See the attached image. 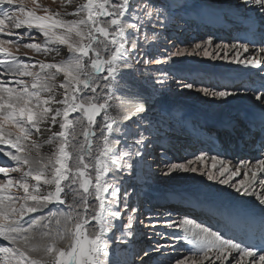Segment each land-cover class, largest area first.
Segmentation results:
<instances>
[{"label": "snow or ice", "instance_id": "snow-or-ice-1", "mask_svg": "<svg viewBox=\"0 0 264 264\" xmlns=\"http://www.w3.org/2000/svg\"><path fill=\"white\" fill-rule=\"evenodd\" d=\"M240 2L254 5L264 17V0ZM30 3L27 8L26 0H0V67L4 69L0 76L13 77L0 80V145L7 146L0 148V157L6 158L0 163V264H118L110 258L112 246L119 247L120 241L135 237L134 225H144L139 210L130 203L136 195L135 186H123V174L146 182L140 170L156 143L153 128L162 127L167 117L162 111L154 122L149 115L151 97L137 93L140 102L132 113L137 127L132 130L118 125L109 114V101L114 91L127 86L123 70L129 66L130 57L138 53L141 34L147 40V32L152 31L155 39L156 26H165L172 11L152 0H84L73 12L63 14L50 11L38 0ZM22 28L26 31H15ZM37 36L42 37L40 42H36ZM25 37L33 42L21 44ZM260 43L264 45V36ZM212 44L211 39L205 41L206 46ZM62 47L68 55L59 61L53 57L55 62H26L13 51L24 48L48 56L59 55ZM201 47L195 45L193 52ZM229 47L235 52L232 62L264 71V58L252 55L240 59L249 52L248 44L223 45ZM203 51L206 56L218 58L207 47ZM186 52L178 50L171 56ZM258 53H264V47ZM222 58L228 59V53ZM146 62L159 64L166 60ZM61 74L63 79L57 85ZM158 83L163 85L164 81ZM181 86L192 89L194 84ZM197 91L225 102L237 95L207 87ZM254 96L260 105L259 121L253 114L247 128L250 135L259 131L264 156V83ZM123 119L130 120L131 116ZM77 126L81 128L79 134ZM55 127L59 130L52 131ZM44 132L50 133L45 143L55 144L47 156L40 154V145L32 139ZM81 135L82 141L78 138ZM129 138H134L132 143ZM204 157L201 154L196 161L203 162ZM217 159L210 157L213 168ZM147 167L150 172L151 165ZM177 172H200L208 181L232 188L238 196H256L261 215L259 230L253 232L254 219L246 209L232 205L223 210L224 227L228 231L235 228L243 238L227 235L220 228L213 230L211 225L187 216L170 223L169 227L184 233L183 237L173 234L174 239H183L191 246L190 256L176 258L174 264H264V191H255L257 174L264 173V159L247 166L244 179L237 182L232 178L240 174V166L232 170L224 161H220L217 174L203 171L193 160L165 164L163 175ZM226 173H230L227 178L220 179ZM260 186L264 189V178Z\"/></svg>", "mask_w": 264, "mask_h": 264}, {"label": "rangeland", "instance_id": "rangeland-1", "mask_svg": "<svg viewBox=\"0 0 264 264\" xmlns=\"http://www.w3.org/2000/svg\"><path fill=\"white\" fill-rule=\"evenodd\" d=\"M38 2L43 7H47L50 11L63 14L65 12H73L76 6L83 3L84 0H72L71 3H68L67 0H38ZM152 3L169 6L172 11V17L166 22L165 26H156L155 32L157 36L155 39H152V31L147 32V40L144 39V34H141L138 53H134L130 57L129 66L123 70V81L127 86H122L120 90L114 91L113 97L109 101L110 107L108 108L109 114L116 119L118 125H127L130 129L136 130L137 126L133 123L136 117L132 115L134 112H132L128 101L123 99V95L131 97L133 94L132 89L139 88L143 91H148L151 94H156V98L160 99V105L162 108L154 109L152 112L150 111V118L155 122L162 111L167 117L162 127L153 128L152 138L156 140V143L152 148L151 156L148 157L147 164L140 170V175L141 177L146 178V182L145 179H132L128 177L127 174H123V186H135L136 195L131 197L130 203L139 210L138 217L139 219L144 220V225H134V227L137 228V234L135 237H127L126 240L120 241L119 247L112 246L109 255L110 258L117 261L118 264H174L176 258H183L185 255L190 256V253L187 250L188 243L183 239L177 241L173 237V234L183 237V230L177 227H169L170 223L179 222L185 216L176 215L174 212L176 204L170 205L163 203L159 200L160 198L154 196L155 194L163 195V197H165L168 196L170 192L177 194L178 192H182L199 196L202 200L206 201L207 199L209 201L210 197L212 198L214 196L233 197L239 202L252 205V208L256 213L261 215L259 201L256 199V196H238L232 188H229L227 185H221L216 181H208L207 176L201 175L200 172H177L172 173L170 176L163 175L165 164L172 162H186L187 160H193L195 166L205 172L211 170L214 174L218 173L220 161L227 162L229 168L232 170H235L237 166H240L241 162H247V159L232 160L220 155L205 156L203 162L196 161V157L199 155L188 150L191 148L187 143L184 144V128L187 123L194 125L196 118H201V120L204 121L208 120L207 115H212L217 111H220L221 107L225 104L235 106V103H241L242 105L249 106L255 110L260 109L259 102L255 100L254 95L251 96V93L254 91L253 87L256 86L258 80L261 84L264 83V79H262L264 78V71L261 74V77H256L255 81L249 87L251 90L245 91L244 88H240V84H237L238 87L235 89H227L217 87L212 83L205 84L194 82L188 76H179V69L186 67L189 70L200 71L198 74L206 73L204 74L206 76L202 75V77H199H205V79L208 78L207 76H209L210 73V75H212V71L224 72L231 69H245L248 70V72L245 71L244 73L247 78L253 76L252 70H254L255 73H259L261 70L260 68L232 62L233 55L235 54L234 50L230 47L227 49L223 48V45L231 46L233 44L239 45L245 43L234 42L217 37L211 39L213 41L211 46H206L205 41L210 38L202 35V33L200 34L194 24H189V18L191 17V20H193L197 16L193 17L194 14L192 15L187 10V8H198L197 6H204L207 9L209 8V10L216 9V11L214 10L215 15H219V17L224 20H229L226 22L227 25H230L233 23L232 21L238 22L239 20H242V18L249 19L252 16L254 20L257 21V12L251 15V11H253L255 6H245L240 0H152ZM173 4H175V6ZM26 7H31L30 0H26ZM38 14L43 13L42 11H38ZM259 17H261L258 19L259 23L264 25V17L261 15ZM65 18L74 19L75 17L66 16ZM15 31L22 33L25 32L26 29L22 28ZM11 38L15 39V37ZM41 40L42 37L37 36L36 42H40ZM29 42L33 41L29 40L27 37L20 41L21 44ZM197 44H200L202 47L193 52V49ZM217 45H220L221 47H217ZM204 47H207L209 53L213 55L218 54V58L213 59L212 55H204ZM248 47L250 48L251 46ZM252 48L249 49V52L243 53L240 56V59L252 55H255L256 59H261L264 56L258 54V47L253 46ZM184 49H187V52L184 55L171 56L172 53ZM13 51L20 57V59L25 60L26 62H55L65 59L68 55L67 49L64 47L61 48L59 55L52 53L48 56L37 54L24 48H20L18 52L15 49H13ZM225 52L228 53V59L222 58ZM169 56H171V59H166ZM28 57H31L32 60L28 61ZM53 57H55V61H53ZM149 60H166V62L159 64L147 63L146 61ZM0 72H4L2 67H0ZM12 79L13 77L11 74L0 76V80L9 81ZM62 79L63 77L61 74L57 77L56 84L58 85ZM160 80L164 81L163 85L158 83ZM184 83H193L194 87L192 89H186L181 86ZM9 86L13 85L9 84ZM203 87L213 90L235 92L237 95L228 97L225 102L221 99L205 96L203 93L197 91V89ZM171 100L175 101V104H171ZM186 112L191 113L192 118H189L190 120L185 122V118H187ZM126 115L131 116V119L124 120L123 117ZM238 115V113L234 114L231 112L227 114L231 121L234 119L238 120V117H236ZM98 119L100 118L98 117ZM115 127L116 125H114V128ZM58 130V127L52 129V131ZM80 131L81 128L77 126V133L79 134ZM49 135V132H44L43 135H34L32 137V139L36 140L40 145L39 151L42 156L50 155L55 148V144L45 143ZM78 138L81 141L83 140L82 135ZM181 138H183L182 143L179 142V139L182 140ZM133 139L134 138H129L128 142L132 143ZM160 141H162V143H160ZM182 146H185L186 148L182 150L179 149V147L182 148ZM6 147L7 146L0 145V148ZM156 147H162L163 149L156 154ZM175 149L176 153H172ZM33 155L35 156L36 153L33 152ZM257 155L254 154L253 156L257 159L252 158L254 162L255 160L257 161L258 159L264 158H258L259 156ZM212 156L218 157L216 168L212 167V161L210 160V157ZM5 159L6 158L0 157V163H3ZM252 159L249 160L251 161ZM12 163L14 164V162ZM147 165H151L150 172ZM241 170L242 167H240V174L233 177L232 182L244 179V172L241 173ZM229 174L230 173H226L225 176L220 177V179L227 178ZM10 175L17 176L18 173H12ZM250 175L251 174L249 173V177ZM0 176H2V174H0ZM129 191H131V188ZM255 191L261 193L264 189L259 191L256 186ZM13 192L20 194L16 189H13ZM67 199L71 202V195H69ZM162 200L164 201V199ZM62 207H64L65 211L67 210L66 206ZM187 217L193 219L190 216ZM196 222L200 223V221ZM92 223L94 224L95 222L93 221ZM91 231L92 229L89 228V232ZM117 235H119V233H117ZM153 249H160V251H153ZM146 252L147 255H145ZM205 264H208V262H205ZM216 264H220V262L217 261Z\"/></svg>", "mask_w": 264, "mask_h": 264}, {"label": "bare ground", "instance_id": "bare-ground-1", "mask_svg": "<svg viewBox=\"0 0 264 264\" xmlns=\"http://www.w3.org/2000/svg\"><path fill=\"white\" fill-rule=\"evenodd\" d=\"M175 6V5H174ZM198 8H191V9H188L187 10L189 11V13H191L194 17H196L198 15V19H200V22L202 23L201 25L204 26V24H216L218 25L219 27L223 28V27H227L226 24H222L220 22L222 21H215L217 19L216 15H215V11L216 9H213V10H209V8H205L204 6H197ZM182 8V7H181ZM215 10V11H214ZM187 12V11H185ZM257 12V13H256ZM254 13H256V20L260 19L261 17L260 16V13L259 11L256 9V7L253 8V11H251V15H253ZM191 16V15H190ZM259 17V18H258ZM251 19H248V20H245L243 21L244 23H247L248 26H252L253 23H251L252 20H254L253 16L250 17ZM195 21V22H194ZM190 22V23H189ZM189 24H195V23H198L196 21V19H193L191 20V17L189 18ZM254 25H256V23H254ZM258 26V24H257ZM235 27V26H233ZM229 28V26L227 27ZM256 28V27H255ZM259 28V27H257ZM264 28V27H263ZM263 32H264V29H263ZM200 34L202 33L201 31L199 32ZM258 43H256V46L257 47ZM261 47H264V46H261ZM252 47H250L249 49H251ZM254 49V48H252ZM259 49V48H257ZM258 54H261L264 55L263 53H258ZM264 58V56L262 57ZM181 70V71H180ZM188 70V68H180L179 69V72H186ZM245 71L248 72V70H245V69H240V70H234V69H231V70H227V71H212V75L213 76H221V77H225V79L229 82H233V81H239L240 78H242V76L245 73ZM193 73H200V71H194L192 70ZM252 72H254V70H252ZM210 73V72H209ZM255 73V72H254ZM262 71L260 70V73L261 74ZM206 74V73H204ZM204 74H201V75H204ZM211 74V73H210ZM209 74V75H210ZM222 74V75H221ZM210 77V76H209ZM252 79V78H251ZM215 80H217L215 78ZM260 81L258 80L257 84L255 87H253V90L252 93H251V96L254 95L257 91V89L260 88ZM136 87V86H135ZM133 91V94L131 97H128L127 95H123V99L124 100H127L129 105H130V108L132 110V112L135 111V106L140 102L139 101V98L137 96V93H139L140 95L142 96H149L151 97V101H150V111L152 112V110L154 109H159V108H162L161 105H160V99L156 98V94H151L149 93L148 91H143L139 88H135V89H132ZM124 94V93H123ZM250 96V95H249ZM171 104H175V101H170ZM159 106V107H157ZM190 111V110H188ZM258 111L260 112V109H253L249 106H246V105H242L241 103H235V106H230L229 104H225L221 107L220 111H217L216 113L212 114V115H207V118L208 120L209 119H213V120H217L218 118L217 117H225L227 119H230L227 114L229 112L231 113H234V114H239L238 116H241L243 117V119L247 118V117H250L252 116L253 114H255L256 116L259 115L258 114ZM216 116V117H214ZM236 116V117H238ZM186 117L189 119L192 118V115L191 113H187L186 112ZM205 117V116H204ZM208 120H205V121H208ZM237 120V119H236ZM204 121V120H203ZM253 154H258L257 156H259L258 158H261V157H264L261 155V150L260 151H253ZM254 159H257L256 157H253ZM250 158L247 159V162H243L240 164V167H242V170H241V173L247 171V166H251V165H255L256 164V160L255 162L253 161V159L250 161L249 160ZM261 159H264V158H261ZM257 182H256V186H257V190L259 189V191H262V187L260 186V179L261 178H264V173H259L257 174ZM154 196H157V198H160L161 200L164 199V201H166V203H172L173 201H179V196L177 193H169L168 196H165L163 197V195H158V194H155ZM213 198V199H212ZM210 197V200L208 202H210V204L213 206V207H216L218 209H222V208H227L229 206H232V205H238L240 206L241 208H244L247 210V212L253 217L254 221L258 219V217H260L259 214L256 213V211L252 208L253 206L248 204V203H244V202H239L237 199L233 198V197H227V196H214V197ZM208 200V199H207ZM191 246L188 244V247H187V250H189Z\"/></svg>", "mask_w": 264, "mask_h": 264}]
</instances>
